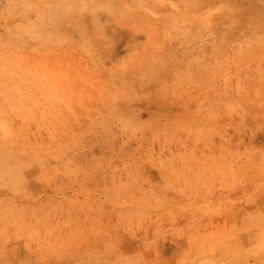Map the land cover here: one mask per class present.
<instances>
[{
  "label": "rangeland",
  "instance_id": "1",
  "mask_svg": "<svg viewBox=\"0 0 264 264\" xmlns=\"http://www.w3.org/2000/svg\"><path fill=\"white\" fill-rule=\"evenodd\" d=\"M0 264H264V0H0Z\"/></svg>",
  "mask_w": 264,
  "mask_h": 264
}]
</instances>
